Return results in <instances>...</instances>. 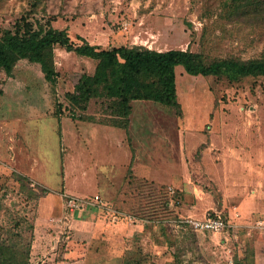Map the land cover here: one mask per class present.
<instances>
[{"label": "rangeland", "instance_id": "rangeland-1", "mask_svg": "<svg viewBox=\"0 0 264 264\" xmlns=\"http://www.w3.org/2000/svg\"><path fill=\"white\" fill-rule=\"evenodd\" d=\"M229 1L0 0V37L31 24L102 50L263 60V17L238 21ZM55 55V84L28 60L0 72V242L28 264H264V76L177 67L179 108L96 98L82 110L72 98L97 62ZM71 198L92 204L71 212ZM213 216L224 230L192 226Z\"/></svg>", "mask_w": 264, "mask_h": 264}, {"label": "trees", "instance_id": "trees-1", "mask_svg": "<svg viewBox=\"0 0 264 264\" xmlns=\"http://www.w3.org/2000/svg\"><path fill=\"white\" fill-rule=\"evenodd\" d=\"M228 8L231 15L239 17L238 21L264 19V0H230ZM32 29L31 24L24 27L17 24L14 31H6L0 37V72L11 77L17 63L28 60L40 65L45 79L55 84L58 77L55 66L57 46L90 58L97 62L95 72L79 82L76 87L78 94L72 98V103L82 110L96 98L122 99L125 103L145 99L179 108L175 84L177 67H183L192 76H219L231 72L241 77L264 76V59L207 64L201 55L188 51L159 52L144 47L102 50L91 46L83 38L84 45L77 46L66 32L51 26L46 30L42 26L39 31ZM151 210L153 208L148 209ZM2 242L0 264H28L21 246H6ZM234 264L243 262L237 260ZM244 264L249 263L246 261Z\"/></svg>", "mask_w": 264, "mask_h": 264}, {"label": "built area", "instance_id": "built-area-1", "mask_svg": "<svg viewBox=\"0 0 264 264\" xmlns=\"http://www.w3.org/2000/svg\"><path fill=\"white\" fill-rule=\"evenodd\" d=\"M100 198L96 197V203H99ZM92 204V203H91ZM90 202L86 200H76V199H70L66 203V207L72 212H78L83 211L85 208L89 205H91ZM192 226L199 229V230H208L212 232L222 231L226 228L227 224L224 222V220L221 218V216L216 217H209L207 220L202 222H192ZM263 224H261V227Z\"/></svg>", "mask_w": 264, "mask_h": 264}]
</instances>
